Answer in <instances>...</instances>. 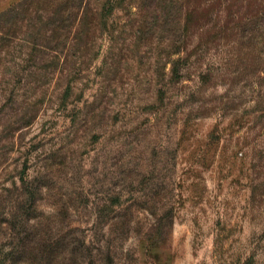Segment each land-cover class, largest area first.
<instances>
[{"label":"rangeland","instance_id":"obj_1","mask_svg":"<svg viewBox=\"0 0 264 264\" xmlns=\"http://www.w3.org/2000/svg\"><path fill=\"white\" fill-rule=\"evenodd\" d=\"M156 3L0 0V264H264V61Z\"/></svg>","mask_w":264,"mask_h":264},{"label":"trees","instance_id":"obj_2","mask_svg":"<svg viewBox=\"0 0 264 264\" xmlns=\"http://www.w3.org/2000/svg\"><path fill=\"white\" fill-rule=\"evenodd\" d=\"M214 3L218 6L217 11L206 12L205 7L211 4L206 5L200 0H157L154 8L150 7L146 13L158 14L157 19L162 24L168 23L167 20L163 22L167 16L173 12L177 14L173 35L175 42L179 43L178 52L187 58L196 55L195 61H199L211 45H223L231 48V55L235 50L234 57L245 56L250 66H261L264 61V0H215ZM79 4L64 7L67 13L65 22L72 21ZM230 61V58L226 60L227 65ZM212 76L200 74V84L209 86ZM257 96L263 99L264 94L259 90Z\"/></svg>","mask_w":264,"mask_h":264}]
</instances>
